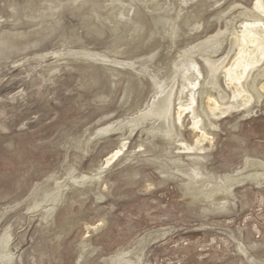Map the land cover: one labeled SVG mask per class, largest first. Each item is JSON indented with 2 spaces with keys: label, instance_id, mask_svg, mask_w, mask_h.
Returning <instances> with one entry per match:
<instances>
[{
  "label": "rangeland",
  "instance_id": "374dc122",
  "mask_svg": "<svg viewBox=\"0 0 264 264\" xmlns=\"http://www.w3.org/2000/svg\"><path fill=\"white\" fill-rule=\"evenodd\" d=\"M103 1L63 0L52 10L48 0H0V238L11 235L14 256L5 264H108L105 256L129 250L140 235L155 229L165 230L132 252L139 264L264 263V184H236L221 210L208 201L191 202L186 199V177L173 169L171 176L160 173L155 156H173L164 141L140 127L124 149L121 134L111 133L84 151V141L96 129L137 113L151 98V80L130 69H120L114 78L92 59L56 61L52 55L64 48L110 50L117 45L119 32L91 11ZM208 1L188 5V12L199 13L205 28L189 33L183 21L175 42L162 29L157 31L147 12L148 27L156 34L149 39L147 31L141 32V40L124 46L126 52L118 56L140 62L154 54L152 68L163 63L169 67L178 50L217 31L214 17L234 0L215 9H207ZM239 1L249 8L256 2ZM240 117L231 113L218 120L220 129L202 153L205 172L219 177L235 172L247 156L264 159V111ZM184 119L182 134L192 143L198 134L187 113ZM121 149L97 188L67 180L70 185L50 221L43 219V207L31 210L42 191L54 188L53 180L45 183L49 176L65 180L72 167L76 174H92Z\"/></svg>",
  "mask_w": 264,
  "mask_h": 264
},
{
  "label": "bare ground",
  "instance_id": "6f19581e",
  "mask_svg": "<svg viewBox=\"0 0 264 264\" xmlns=\"http://www.w3.org/2000/svg\"><path fill=\"white\" fill-rule=\"evenodd\" d=\"M62 1L48 0L49 3H53L49 7L52 10L60 8ZM71 1L81 4L86 2V0ZM199 1L104 0L103 3L95 4L93 9H90L102 24L110 26L109 29L115 30L116 33L119 32L118 38L115 40L117 45H114L110 50H94L87 47L81 49L64 48L52 52V55L56 61L66 57H73L75 60L81 58L83 62L92 59L97 63H102L114 78L120 75V69H130L138 77H148L152 82L151 98L147 106L124 118L110 120L111 122L96 129L84 141L86 142L84 151L92 141L97 140L101 135L111 133L113 135L121 134V145L124 149L128 144L130 135L140 127L143 132L145 131L151 137L159 136L158 138L165 143L166 152L173 155L167 154L169 156L167 159H162L158 155L155 156L154 159L160 164V173L168 175L173 172L170 169H173L181 177H186V181H183L186 185V188L184 187L186 199L188 198L191 202L208 201L221 210L232 197L233 188L236 184H242L246 181L252 182L254 185L264 184V159L259 157L247 156L244 164L235 172L225 173L219 177L205 172L202 167L204 164H201L204 159L202 153L208 150V146L205 145L206 142L212 143L215 132L217 133V130L220 129L219 119L225 118L231 113H239L241 117H245L254 112L256 114L259 110L264 111V0H256L251 8L246 7L239 0L230 1L227 7H221L225 0H209L207 9L221 7L220 11L216 12L217 16L214 17V19L217 18V25H219L217 31L205 37L202 36L203 38L199 40L196 39L197 41H193L194 43L187 48L178 50L177 57L171 61L169 67H163V63L160 67L152 68L154 65H149V62L154 58V54L144 59L142 55L141 57L139 55L138 57L142 58L140 62L125 60L118 56L126 52L124 46L141 40V32H148L146 38L154 33L153 28L148 27L147 12L150 13L155 26L158 27L157 31L163 30V34L169 36L172 42H175L176 37L180 35L182 31L181 22L183 21L189 27L188 32L191 31L189 33L199 32L205 28L199 13L188 12V5ZM163 34L161 36H164ZM80 60L78 61L80 62ZM126 90L128 91V89ZM186 113L190 116V127L193 133L198 134L192 143L188 142L182 134ZM125 127L129 128L126 132L124 131ZM121 151L122 149L115 152L106 165L104 164L92 174H76V167H72L69 169L65 180H61L62 178L60 179L55 175L49 176L45 183L53 180L54 188L50 191H42V196L36 199L31 210L36 211L43 207L42 217L49 220L56 207L59 206V202L64 199L65 189L70 185L66 184L67 180H71L74 185L85 186V189H91L93 186L97 188L108 164ZM93 194L101 199L104 195L100 191ZM161 230L163 229L144 232L129 250H121L116 254L105 256V262L108 264H139L140 260L134 259L132 252L139 250L149 242L151 243V240L156 237L155 234ZM10 240L11 235L8 232L3 238H0V263L11 262L14 257L9 250ZM249 255L247 254L248 257ZM254 262L255 264H264L263 261L255 260Z\"/></svg>",
  "mask_w": 264,
  "mask_h": 264
}]
</instances>
